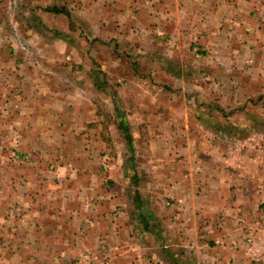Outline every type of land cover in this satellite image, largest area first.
Instances as JSON below:
<instances>
[{"label": "crops", "instance_id": "crops-1", "mask_svg": "<svg viewBox=\"0 0 264 264\" xmlns=\"http://www.w3.org/2000/svg\"><path fill=\"white\" fill-rule=\"evenodd\" d=\"M14 4L0 0V101L25 104L32 96L40 98L36 85L41 73L21 58L25 48L20 41L28 35L41 45L49 40L52 54L58 45L74 53L77 44L58 39L52 22L43 33L49 39L42 35L46 20L63 14L56 13L55 0H18L13 12ZM46 6L50 15L42 13ZM63 7L74 23L64 30L74 35L77 29L79 37L96 40L99 50L109 51L114 75L121 70L123 54L135 55L137 67L150 71L144 80L134 81L136 93L150 95L160 79L176 88L167 89L165 110L144 114L159 123L153 133H162L151 136L147 172L150 203L164 230L154 228L150 212L148 228L128 243L126 220L119 217L120 260L173 264L172 252L179 264H264V0H64ZM91 47L86 53L99 52ZM87 60L81 57L85 64ZM192 101L193 109L187 105ZM38 163L23 178L27 191H39L44 177L50 182L59 177H41ZM97 204L100 209L99 200ZM99 220L81 232L69 226L49 228L54 239L34 240L35 254L45 259L53 246L63 254L76 247L97 252L105 234ZM63 231L73 236L64 238ZM10 241L7 255L25 262V239L17 245Z\"/></svg>", "mask_w": 264, "mask_h": 264}, {"label": "rangeland", "instance_id": "rangeland-1", "mask_svg": "<svg viewBox=\"0 0 264 264\" xmlns=\"http://www.w3.org/2000/svg\"><path fill=\"white\" fill-rule=\"evenodd\" d=\"M13 1L15 4L10 9L14 12L19 5L18 0ZM63 1L55 0L58 11L63 14L52 16L51 21L48 18L41 33L49 39L43 33L52 22L58 30V39H71L77 44L76 51L73 53L58 45L57 53L52 54L48 50L49 40L41 45L35 37L26 36L20 41L25 48L21 58L40 68L41 75L37 77L40 83L36 85L40 87V98L32 96L25 104L16 100L0 101V264H128L118 255L123 240L117 233L119 217L123 222L126 220L124 230L128 231L129 237L125 238L128 243H132L134 233L144 230L143 218L150 217V212H153L154 218H150L154 228L164 230L160 228L158 211L150 203L147 172L151 136L162 133H153L154 125L159 123L144 114L165 110L167 89L176 88L160 79L159 83L154 82L150 95L136 93L139 85L134 81L144 80L150 71L137 67L139 60H135V55L123 54L121 70L114 75L113 55L109 51L103 47L99 50L96 40L79 37L77 29L74 35L64 30L74 23L65 15ZM47 7H42L43 14H47ZM89 45L99 52L86 53ZM81 57L88 59L86 64ZM131 64L136 67L132 68ZM154 72L162 77L161 70ZM187 105L191 109L195 107L193 101ZM121 122L130 127L134 138L132 153L129 151L132 147L119 129ZM30 124L38 131L28 127ZM33 162H39L36 167L41 177L44 174L59 177L51 182L44 177L39 191L25 190L27 181L23 178L35 167ZM99 217L105 234L97 252L76 247L74 252L63 254L60 246H53L45 259L35 254L34 240L54 239L49 228L69 226L73 232L78 229L81 232ZM131 220L140 225L130 224ZM63 234L67 239L73 236L71 232L63 231ZM19 239H25V262L7 255L5 244L11 240L17 245ZM141 240L146 243V236ZM73 244L77 245V241ZM49 245L40 247V251Z\"/></svg>", "mask_w": 264, "mask_h": 264}, {"label": "trees", "instance_id": "trees-1", "mask_svg": "<svg viewBox=\"0 0 264 264\" xmlns=\"http://www.w3.org/2000/svg\"><path fill=\"white\" fill-rule=\"evenodd\" d=\"M56 13H63V12L57 11ZM119 129L123 132L124 138H125L128 146L129 147H132L131 149H129V151L131 153L134 152V147H133V140H134V138H133V136L131 134L130 127L126 123L121 122L120 125H119ZM137 201L140 202V198H138ZM143 221H144L143 223H145V227L144 228H148V226L146 225L147 224L146 223V219L143 218ZM170 259L173 262V264H179L178 259H176L175 254L172 253V252H170Z\"/></svg>", "mask_w": 264, "mask_h": 264}, {"label": "built area", "instance_id": "built-area-1", "mask_svg": "<svg viewBox=\"0 0 264 264\" xmlns=\"http://www.w3.org/2000/svg\"><path fill=\"white\" fill-rule=\"evenodd\" d=\"M85 261H88L87 258H85Z\"/></svg>", "mask_w": 264, "mask_h": 264}]
</instances>
